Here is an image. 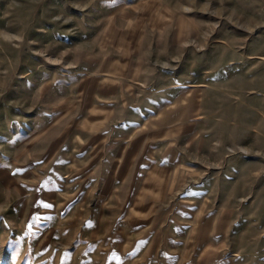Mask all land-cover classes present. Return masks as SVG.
Instances as JSON below:
<instances>
[{"label": "rangeland", "instance_id": "374dc122", "mask_svg": "<svg viewBox=\"0 0 264 264\" xmlns=\"http://www.w3.org/2000/svg\"><path fill=\"white\" fill-rule=\"evenodd\" d=\"M263 2L0 0V264H264Z\"/></svg>", "mask_w": 264, "mask_h": 264}, {"label": "crops", "instance_id": "0c3cea01", "mask_svg": "<svg viewBox=\"0 0 264 264\" xmlns=\"http://www.w3.org/2000/svg\"><path fill=\"white\" fill-rule=\"evenodd\" d=\"M248 4H250L249 1H248ZM259 4L262 5V6L257 7V4H253L254 7H253V9H250V10H252L255 13L256 12H259V11H263V13H264V2L263 3H259ZM232 36H236V35L233 34ZM238 38H240V37H238ZM243 43L244 42L240 41V39H237V40L235 39L234 40V38H233L232 39V42H231L232 48L231 49L228 48L229 50L222 49V51H223L222 53H237V54H240V50L242 49L240 46H242ZM231 45H229V47H231ZM247 50H248V48L246 46V49L244 51H247ZM252 51H254V50H252ZM252 51H249V52H252ZM182 109H183V112L185 114L188 113V112H191V111H188L187 112V110L185 109V107H183Z\"/></svg>", "mask_w": 264, "mask_h": 264}]
</instances>
